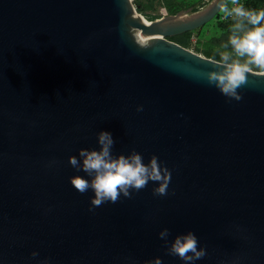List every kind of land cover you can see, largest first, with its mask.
<instances>
[{"label": "water", "instance_id": "obj_1", "mask_svg": "<svg viewBox=\"0 0 264 264\" xmlns=\"http://www.w3.org/2000/svg\"><path fill=\"white\" fill-rule=\"evenodd\" d=\"M204 1L147 20L131 0H0V264H184L162 228L196 235L195 264H264V75L225 97L203 77L218 60L167 38L218 13ZM99 131L155 155L168 194L92 206L67 158Z\"/></svg>", "mask_w": 264, "mask_h": 264}, {"label": "clouds", "instance_id": "obj_2", "mask_svg": "<svg viewBox=\"0 0 264 264\" xmlns=\"http://www.w3.org/2000/svg\"><path fill=\"white\" fill-rule=\"evenodd\" d=\"M230 2L231 8L221 0L220 10L226 18H234L232 34L224 45L231 51L222 52L220 59L213 61L214 70L207 71L203 77L208 85L217 88L222 95L239 101L242 97L238 89L246 84V74L252 72L251 66L260 69L259 74L264 75V9L246 10L240 0ZM142 110V106L137 105V111ZM96 137L98 150L79 148L77 155L67 158L71 167L83 171L89 177L85 179L74 175L69 180L81 194L88 191L93 193L89 198L92 206L99 207L106 202L116 203L121 196L131 198L132 192L143 190L149 182L156 184L152 189L154 195L168 194L171 173L155 155L147 163L135 150L129 155L113 156L115 142L111 134L99 131ZM157 235L163 241L166 253L178 257L184 264H195L207 255L206 249L199 246L196 235L191 231L178 234L171 240L168 239L170 232L167 228H162ZM32 255L36 256L37 253L33 252ZM42 264H47V261ZM145 264H162V260L156 256Z\"/></svg>", "mask_w": 264, "mask_h": 264}, {"label": "trees", "instance_id": "obj_3", "mask_svg": "<svg viewBox=\"0 0 264 264\" xmlns=\"http://www.w3.org/2000/svg\"><path fill=\"white\" fill-rule=\"evenodd\" d=\"M175 1L176 0H135V6H136V10L145 19L152 20L162 15L160 12L161 7H164L166 13L169 14L175 13L178 10L182 9L183 7L179 6V4H177ZM196 1H202L203 3V0H196ZM207 1L209 0H206L204 2ZM243 3H244V8L246 10L258 11L264 9V0H243ZM225 4L230 6L231 4L230 0H226ZM201 7L202 4L196 7L194 10ZM155 8L157 9V12H150V10ZM221 13H222L221 10H219L218 13L215 15L217 20L214 23V25L216 28H218L221 31L220 36L216 38L201 39V36L204 34V31L202 30L203 28L202 26L208 23L209 21H207L206 23H204L203 25L197 28L198 36L194 44L193 41L191 40V34L193 30H187L176 35L167 36V38L176 41L186 47H191L193 45L196 51L200 50L205 56L219 60L220 54L222 52L231 51L230 48L226 49L224 45L227 43L229 36L232 34L231 28L232 25L234 24V18L226 19V20L220 19L219 16ZM233 58H235L234 54H233Z\"/></svg>", "mask_w": 264, "mask_h": 264}, {"label": "rangeland", "instance_id": "obj_4", "mask_svg": "<svg viewBox=\"0 0 264 264\" xmlns=\"http://www.w3.org/2000/svg\"><path fill=\"white\" fill-rule=\"evenodd\" d=\"M175 2L177 4H179V6H182L183 8H185L187 6L194 5L198 1H196V0H176ZM150 12H157V9L156 8L152 9V10H150ZM216 20H217V18L214 16L211 20H209L208 23H206L202 26L203 27L202 30L204 31V34L201 36V39L216 38V37L220 36L221 31L218 28H216L214 25ZM197 36H198V31L196 28V29H193L192 34H191V40L193 41V44L195 43ZM189 48L196 51L194 49L193 45ZM196 52L203 54L200 50L196 51ZM251 67H252V70H260V69L253 67V66H251Z\"/></svg>", "mask_w": 264, "mask_h": 264}, {"label": "built area", "instance_id": "obj_5", "mask_svg": "<svg viewBox=\"0 0 264 264\" xmlns=\"http://www.w3.org/2000/svg\"><path fill=\"white\" fill-rule=\"evenodd\" d=\"M131 1L133 2V4H135V0H131ZM240 4L244 6L243 0H240ZM231 7H232V5L230 4L229 8H231ZM160 12H161L162 15L165 14L166 13L165 8L161 7L160 8ZM219 18L222 19V20L233 19L231 17L226 18L223 12L220 14Z\"/></svg>", "mask_w": 264, "mask_h": 264}]
</instances>
